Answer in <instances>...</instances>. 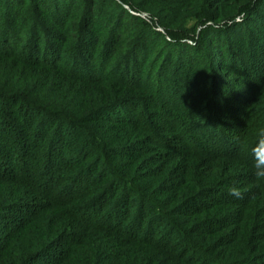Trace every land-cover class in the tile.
Here are the masks:
<instances>
[{"label":"trees","instance_id":"1","mask_svg":"<svg viewBox=\"0 0 264 264\" xmlns=\"http://www.w3.org/2000/svg\"><path fill=\"white\" fill-rule=\"evenodd\" d=\"M262 141L264 0H0V264H264Z\"/></svg>","mask_w":264,"mask_h":264},{"label":"rangeland","instance_id":"2","mask_svg":"<svg viewBox=\"0 0 264 264\" xmlns=\"http://www.w3.org/2000/svg\"><path fill=\"white\" fill-rule=\"evenodd\" d=\"M127 9L133 14L134 12H132L128 7H127ZM136 14V13H135ZM135 16H138V17H140L141 19H143L144 21H146V22H149L150 23V21H149V17H145V15L144 16H141V15H138V14H136ZM158 29V31H161L162 32V30L161 29H159V28H157ZM203 29V27L202 28H200V31ZM196 40L198 41V42H202V39H199V37H196ZM188 44V43H187ZM202 44V46L204 45L203 44V42L201 43ZM189 45H191V46H193L194 45V43H191L190 41H189ZM212 50V49H211ZM210 50V52H212ZM207 52H208V46L206 47V51L205 52H203V53H206V55H207ZM240 52H241V50H240ZM209 54V53H208ZM205 61H207L206 63L208 64V63H211V62H214V63H218V62H220L221 61V57L219 56V55H216L215 57H208V59L206 58L205 59ZM253 67V66H252ZM235 90V89H234ZM237 90V89H236ZM240 113V112H239Z\"/></svg>","mask_w":264,"mask_h":264},{"label":"clouds","instance_id":"3","mask_svg":"<svg viewBox=\"0 0 264 264\" xmlns=\"http://www.w3.org/2000/svg\"><path fill=\"white\" fill-rule=\"evenodd\" d=\"M264 143V141H262ZM257 161H256V175L260 177H264V156H261L259 152L256 153ZM231 194L239 195L238 191L235 189L231 190Z\"/></svg>","mask_w":264,"mask_h":264},{"label":"built area","instance_id":"4","mask_svg":"<svg viewBox=\"0 0 264 264\" xmlns=\"http://www.w3.org/2000/svg\"><path fill=\"white\" fill-rule=\"evenodd\" d=\"M133 14L136 15L135 13H133ZM138 15H140V14H138ZM141 16H144V15H141ZM145 17H148V16L145 15Z\"/></svg>","mask_w":264,"mask_h":264}]
</instances>
